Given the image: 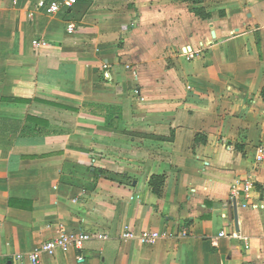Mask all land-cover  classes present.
Masks as SVG:
<instances>
[{
	"label": "crops",
	"instance_id": "crops-1",
	"mask_svg": "<svg viewBox=\"0 0 264 264\" xmlns=\"http://www.w3.org/2000/svg\"><path fill=\"white\" fill-rule=\"evenodd\" d=\"M40 1L0 0V264H264V0Z\"/></svg>",
	"mask_w": 264,
	"mask_h": 264
},
{
	"label": "built area",
	"instance_id": "built-area-1",
	"mask_svg": "<svg viewBox=\"0 0 264 264\" xmlns=\"http://www.w3.org/2000/svg\"><path fill=\"white\" fill-rule=\"evenodd\" d=\"M79 0H59V1H40L37 6L40 9H45L48 14H55L59 12L61 9L69 10L74 7ZM68 33H72L74 31V25L69 24L67 26ZM33 46L40 47L44 44L38 41H33ZM192 55L187 56V60L191 59ZM256 164H264V144H259L255 148V156H254ZM253 188V179L249 177L247 180L242 183H236L233 187L231 198L233 200H237V198L243 194L244 196L249 195ZM185 234V233H184ZM171 235L168 233H160L157 231H142L139 235H136L132 231H128L123 235L124 240H137L141 245H152L157 240L163 239L166 237H170ZM226 237L225 233H220L218 238ZM244 242V248L246 250L249 249V245L246 241L245 237H242L238 234L233 236ZM103 235L98 234L97 236H93L91 233L87 232H77V233H68L63 228L57 231L56 237L47 241L37 248H35L32 253H30L27 257L30 264H39L40 259L43 255L53 256L56 251L67 252L70 249H81L85 242L91 241L92 239L102 240ZM17 259H23L22 256L18 255ZM81 258H78V261H81Z\"/></svg>",
	"mask_w": 264,
	"mask_h": 264
},
{
	"label": "trees",
	"instance_id": "trees-1",
	"mask_svg": "<svg viewBox=\"0 0 264 264\" xmlns=\"http://www.w3.org/2000/svg\"><path fill=\"white\" fill-rule=\"evenodd\" d=\"M153 181H156L157 180V178H154V179H152ZM153 181H152V183H153Z\"/></svg>",
	"mask_w": 264,
	"mask_h": 264
},
{
	"label": "water",
	"instance_id": "water-1",
	"mask_svg": "<svg viewBox=\"0 0 264 264\" xmlns=\"http://www.w3.org/2000/svg\"><path fill=\"white\" fill-rule=\"evenodd\" d=\"M235 219H236V216H235ZM237 220V219H236Z\"/></svg>",
	"mask_w": 264,
	"mask_h": 264
}]
</instances>
